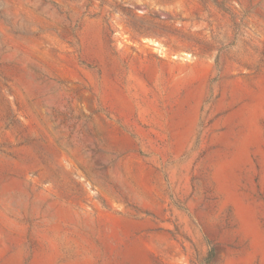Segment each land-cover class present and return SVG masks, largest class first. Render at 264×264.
I'll list each match as a JSON object with an SVG mask.
<instances>
[{"label":"rangeland","instance_id":"obj_1","mask_svg":"<svg viewBox=\"0 0 264 264\" xmlns=\"http://www.w3.org/2000/svg\"><path fill=\"white\" fill-rule=\"evenodd\" d=\"M0 264H264V0H0Z\"/></svg>","mask_w":264,"mask_h":264}]
</instances>
